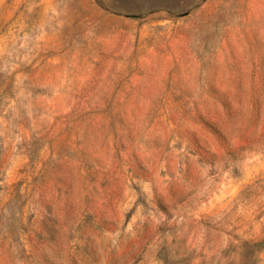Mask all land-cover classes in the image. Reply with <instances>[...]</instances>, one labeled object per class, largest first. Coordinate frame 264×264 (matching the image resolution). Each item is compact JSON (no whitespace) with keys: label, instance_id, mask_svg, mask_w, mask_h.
<instances>
[{"label":"rangeland","instance_id":"rangeland-1","mask_svg":"<svg viewBox=\"0 0 264 264\" xmlns=\"http://www.w3.org/2000/svg\"><path fill=\"white\" fill-rule=\"evenodd\" d=\"M0 264H264V0H0Z\"/></svg>","mask_w":264,"mask_h":264}]
</instances>
